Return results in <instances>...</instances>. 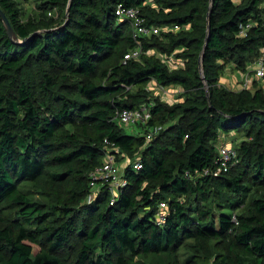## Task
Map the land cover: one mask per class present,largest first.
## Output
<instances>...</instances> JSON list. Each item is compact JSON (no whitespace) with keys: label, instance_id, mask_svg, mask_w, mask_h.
<instances>
[{"label":"trees","instance_id":"16d2710c","mask_svg":"<svg viewBox=\"0 0 264 264\" xmlns=\"http://www.w3.org/2000/svg\"><path fill=\"white\" fill-rule=\"evenodd\" d=\"M32 1L38 15L25 20L19 0H0L19 39L0 16V264H137L140 255L155 264H264V193L248 199L264 189V87L219 85L227 65L244 70L264 48V0ZM120 4L138 8L145 24L180 29L144 38L142 56L125 60L136 43L129 21L118 20ZM153 48L181 49L184 67ZM153 80L180 86L181 99L153 98ZM143 103L151 112L143 131L114 121ZM156 125L164 129L147 142ZM241 131L238 163L201 175L220 135ZM105 140L142 163L127 164L113 204L108 186L87 201Z\"/></svg>","mask_w":264,"mask_h":264},{"label":"built area","instance_id":"2783aa9c","mask_svg":"<svg viewBox=\"0 0 264 264\" xmlns=\"http://www.w3.org/2000/svg\"><path fill=\"white\" fill-rule=\"evenodd\" d=\"M116 14L118 16V20H128L132 24V36L136 43V46L125 54V60L139 59L142 56V54L144 53V38L154 35H160L162 32L177 31L180 29L178 25L156 26L145 24L139 16V9L136 7L124 6L120 4L117 7ZM253 24L254 23L249 22L241 25L239 35L247 36ZM262 49V56L255 64L254 76L256 79L264 82V48ZM153 81H151L150 83L159 86L160 89L164 92L161 95L162 98L168 99L171 97V94H173L176 98V94L179 92V89H176L175 91L173 89V86H161L155 83L156 81L153 83ZM150 118V105L147 103H143L137 108H122L120 110H117L114 115V121H116L120 126L124 128L130 125H145ZM163 129L164 127L162 125L150 127L146 134L147 142H150ZM105 142L108 146L102 163L99 166L95 167L89 173L90 192L87 196V201H92L103 187L108 186L112 192L111 203L113 204L120 188L127 184V180L125 179L124 175L123 179H120L121 177L119 175L118 169L115 167V154L110 151L111 149H114V147H112V144L109 143V141L105 140ZM238 161V152L236 148L226 144H220L218 146V157L215 159L213 166L206 168L201 175H220L226 173L233 166H235ZM129 163H133V167L136 170H140L142 168V163L138 158H136L135 161L132 162L129 159L128 164ZM166 208L167 203L161 202L160 213L157 216L158 224H161L164 221Z\"/></svg>","mask_w":264,"mask_h":264},{"label":"rangeland","instance_id":"374dc122","mask_svg":"<svg viewBox=\"0 0 264 264\" xmlns=\"http://www.w3.org/2000/svg\"><path fill=\"white\" fill-rule=\"evenodd\" d=\"M21 2V6L23 9V13H24V19L28 20L31 18H34L38 15L37 12V8H36V4L32 1V0H19ZM236 2L239 0H235ZM262 7H264V1L262 2ZM264 14V13H263ZM130 25H132L129 22ZM160 40H163V37L161 36V38H159ZM153 53L157 55V57H159L161 60H163L164 62H166L171 68H180V67H184V62L182 61V59H180L177 56V53L181 52V49H176L175 52L173 54H167L162 52L159 48H153ZM263 53V49L260 50L259 55L254 58V60L249 61L246 67V69L242 70V69H238L236 67V65L234 63H231L229 65H227V67L225 68V70L223 71L222 74V78L224 77H231L230 79H232L233 77H237V75H242V79H240L241 77H239L238 79L236 78V81L234 83H231L230 81H226L227 83V88L229 87V89H235V90H241V89H247L250 85V83L247 82V79L249 81L252 80L253 76H254V68H255V64L259 61V59L261 58ZM220 79V83H225V82H221ZM155 81H153L154 83ZM156 83V82H155ZM221 86H224L223 84H220ZM256 84H259V82H257ZM232 87H230V86ZM263 86V84H262ZM226 87V86H225ZM264 87V86H263ZM148 89L150 90V95L154 98V97H160L161 95L164 93L159 86L157 85H153L152 83H150L148 85ZM183 89H179V92L176 94V98L174 97L173 94H171L170 97V101L171 102H175L178 101L179 99H181L182 95H183ZM142 127V126H141ZM144 128H140L137 125H130L127 126L125 128V131L129 134H137L141 131H143ZM245 139L244 133L243 131L241 132H231L229 134H221L218 142L216 144L217 149L218 146L220 144H226L229 146H233L234 148H237L238 145H240V143ZM128 158L124 157L122 154H118L115 155V167L118 169L119 175H120V179H123V175H124V170L125 167L128 164ZM98 189V187H97ZM115 193V191H114ZM261 193H264V189L262 188H255L252 193L249 195L248 199H250L251 197H253V194L255 195H259ZM214 210L216 212L220 211L221 208H219L217 206L216 203H211L210 204ZM189 255V251L187 249H181L179 254H177V258L179 260H183L184 258H187ZM138 263L137 264H155L157 262V257L154 255H140L137 258Z\"/></svg>","mask_w":264,"mask_h":264},{"label":"crops","instance_id":"0c3cea01","mask_svg":"<svg viewBox=\"0 0 264 264\" xmlns=\"http://www.w3.org/2000/svg\"><path fill=\"white\" fill-rule=\"evenodd\" d=\"M239 77H241L240 79H242V75H237V77H233L232 79H230L231 77H224V78H222L221 79V82H225V83H220V84H223L224 86H226L227 87V83H226V81H230L231 83H234L235 81H236V78L238 79ZM249 80L247 79V82H248ZM251 82V83H250ZM257 82H259V84H256ZM249 83H250V85H249V87L247 88V89H250V90H254L255 89V86H262V84H263V86H264V82H262V81H260V80H258V79H256L255 78V76H253V78H252V80L251 81H249ZM230 86V85H229ZM174 88V90L176 91V89H182L180 86H173ZM231 87V86H230ZM232 88V87H231ZM228 89H229V87H228ZM231 90H235V89H231ZM183 91V90H182ZM168 100H170V98H168Z\"/></svg>","mask_w":264,"mask_h":264},{"label":"water","instance_id":"95a60500","mask_svg":"<svg viewBox=\"0 0 264 264\" xmlns=\"http://www.w3.org/2000/svg\"><path fill=\"white\" fill-rule=\"evenodd\" d=\"M0 16L4 22V25L7 29V32L9 34V36L14 40V41H18L19 42V39L17 38L16 36V33L13 29V27L11 26V23L9 22L7 16L5 15V13L3 12V10L0 8Z\"/></svg>","mask_w":264,"mask_h":264}]
</instances>
